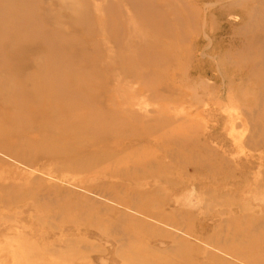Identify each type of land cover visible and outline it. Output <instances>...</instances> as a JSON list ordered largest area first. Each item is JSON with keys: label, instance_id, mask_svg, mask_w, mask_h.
<instances>
[{"label": "rangeland", "instance_id": "1", "mask_svg": "<svg viewBox=\"0 0 264 264\" xmlns=\"http://www.w3.org/2000/svg\"><path fill=\"white\" fill-rule=\"evenodd\" d=\"M17 1L0 74L42 76L45 99L83 74L73 98L107 130L47 157L24 147L56 130L10 125L0 93V264H264V0Z\"/></svg>", "mask_w": 264, "mask_h": 264}, {"label": "bare ground", "instance_id": "2", "mask_svg": "<svg viewBox=\"0 0 264 264\" xmlns=\"http://www.w3.org/2000/svg\"><path fill=\"white\" fill-rule=\"evenodd\" d=\"M24 8L25 7L23 3L18 2L17 0H0V15H2V18L13 10L20 11ZM261 9L264 11V7ZM35 36H38V32ZM12 41H16L18 44L17 49L13 51V53H15L14 55L18 58L25 57L26 53L24 50V44H26L29 40L24 37L21 38L19 35H14ZM64 63L68 67H72V62L70 63L69 60L64 61ZM6 65L7 73L4 75L0 74V93L9 94L8 96L10 97L8 99L11 100L10 104L15 106L14 112L8 119L13 123L10 125H25L26 123L31 122L32 125H34V127L44 135H48L46 133L47 128H51L53 133H55L54 130H56L57 133L50 136L54 145H56L58 143L57 141H59L61 138L64 140V137H68L71 143H76L78 139L85 136L86 141L91 143L92 141L99 140L105 136L107 128H105L106 126H104L102 122L97 121V117L95 120L93 115L88 112L89 109L93 110L89 103L84 101L85 104H83L73 98V94L75 95L73 90L75 85L79 86V83L86 84L84 80L86 77L83 74H78L73 72V70H70L65 76L69 85H66V83L58 84L57 82H50L49 84L47 83V89L45 91H47L49 94L48 98L45 99L39 96V86L42 85V76H36L33 78L18 77L11 79L7 76L10 74H15L13 72V66L11 65V62H7ZM75 68L78 69V67ZM70 86H72V90ZM87 102L90 101L87 100ZM30 108H35L34 110H31L35 113L31 112L29 115L27 112ZM75 108L83 112L78 120L79 127L76 129L70 130V127L65 124L66 122L63 121L61 123V121L55 120V116L59 115L61 110ZM54 124H58V126ZM3 126L0 124V134L5 136V134L7 135L9 131L5 129V126L7 127V125L4 127ZM12 128H10V134H14L15 129L12 130ZM55 147V150L52 152L48 148L42 150L40 147H36L35 145H26L24 148H27L30 151L39 153L41 152V154H46L47 157L50 156L52 158L58 146L56 145Z\"/></svg>", "mask_w": 264, "mask_h": 264}]
</instances>
